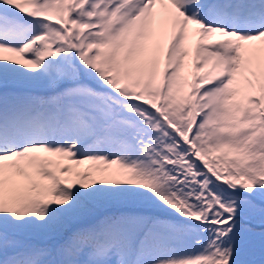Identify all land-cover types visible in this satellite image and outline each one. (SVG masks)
Wrapping results in <instances>:
<instances>
[{
  "label": "snow or ice",
  "instance_id": "snow-or-ice-1",
  "mask_svg": "<svg viewBox=\"0 0 264 264\" xmlns=\"http://www.w3.org/2000/svg\"><path fill=\"white\" fill-rule=\"evenodd\" d=\"M0 264H264V0H0Z\"/></svg>",
  "mask_w": 264,
  "mask_h": 264
},
{
  "label": "rangeland",
  "instance_id": "rangeland-1",
  "mask_svg": "<svg viewBox=\"0 0 264 264\" xmlns=\"http://www.w3.org/2000/svg\"><path fill=\"white\" fill-rule=\"evenodd\" d=\"M84 167H87V166H84Z\"/></svg>",
  "mask_w": 264,
  "mask_h": 264
}]
</instances>
